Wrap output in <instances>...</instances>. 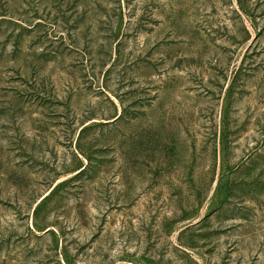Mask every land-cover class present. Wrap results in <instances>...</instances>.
Returning <instances> with one entry per match:
<instances>
[{"label":"rangeland","instance_id":"rangeland-1","mask_svg":"<svg viewBox=\"0 0 264 264\" xmlns=\"http://www.w3.org/2000/svg\"><path fill=\"white\" fill-rule=\"evenodd\" d=\"M0 264H264V0H0Z\"/></svg>","mask_w":264,"mask_h":264}]
</instances>
